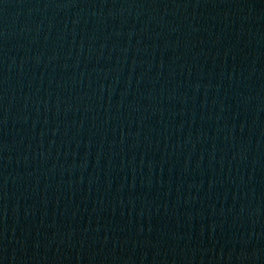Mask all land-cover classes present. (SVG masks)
Here are the masks:
<instances>
[{"label":"water","instance_id":"obj_1","mask_svg":"<svg viewBox=\"0 0 264 264\" xmlns=\"http://www.w3.org/2000/svg\"><path fill=\"white\" fill-rule=\"evenodd\" d=\"M0 264H264V0H0Z\"/></svg>","mask_w":264,"mask_h":264}]
</instances>
